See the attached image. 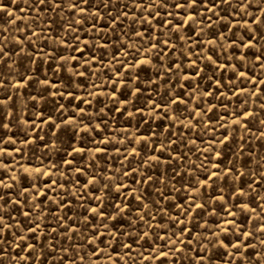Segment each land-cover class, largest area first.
Returning <instances> with one entry per match:
<instances>
[{
  "label": "rangeland",
  "instance_id": "374dc122",
  "mask_svg": "<svg viewBox=\"0 0 264 264\" xmlns=\"http://www.w3.org/2000/svg\"><path fill=\"white\" fill-rule=\"evenodd\" d=\"M0 197V264H264V0H0Z\"/></svg>",
  "mask_w": 264,
  "mask_h": 264
},
{
  "label": "snow or ice",
  "instance_id": "6c2138e0",
  "mask_svg": "<svg viewBox=\"0 0 264 264\" xmlns=\"http://www.w3.org/2000/svg\"><path fill=\"white\" fill-rule=\"evenodd\" d=\"M40 2H41V4H43V3H45V0H40ZM198 2V0H192V3L193 4H196ZM221 2L222 3H230V0H221ZM58 7L60 6L59 4L57 5ZM178 7H187V4L185 3V4H180V5H177ZM155 159V158H154ZM0 199H2V197H0ZM197 207H200V205H196ZM26 215H27V213H26ZM3 218L2 217H0V220H2ZM232 223H234V221L232 222ZM3 231V229L2 228H0V232H2ZM242 235H245L244 233H242ZM248 246H250V245H248Z\"/></svg>",
  "mask_w": 264,
  "mask_h": 264
}]
</instances>
